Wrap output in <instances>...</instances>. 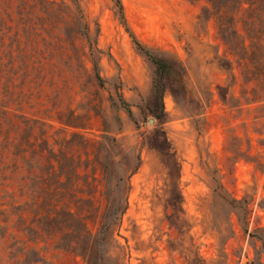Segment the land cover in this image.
Masks as SVG:
<instances>
[{"label":"rangeland","instance_id":"374dc122","mask_svg":"<svg viewBox=\"0 0 264 264\" xmlns=\"http://www.w3.org/2000/svg\"><path fill=\"white\" fill-rule=\"evenodd\" d=\"M239 1L0 0V128L24 141L34 168L63 138L88 139L63 149L66 196L93 237L88 259L72 237L32 228L24 172L11 173L0 137V264H264V96L239 74L235 34L248 45L255 19L264 40V13L247 0L237 11ZM160 131L179 165L141 145ZM219 183L249 202L247 221ZM120 208L107 252L101 215Z\"/></svg>","mask_w":264,"mask_h":264},{"label":"trees","instance_id":"16d2710c","mask_svg":"<svg viewBox=\"0 0 264 264\" xmlns=\"http://www.w3.org/2000/svg\"><path fill=\"white\" fill-rule=\"evenodd\" d=\"M243 3L242 0L238 2L237 11L246 10L243 7ZM246 3H248L249 9L253 13H257L258 11L264 13V10L259 8V6L264 5V0H247ZM119 10L122 12L121 5L119 6ZM253 21L255 22V19H253ZM254 22V32H250L248 28H244L247 34L251 33L248 34L247 37L250 40L248 45H246L245 37L235 29L236 36L240 38L238 41L240 55L237 58V66L239 67V74L244 79L249 78V81H253L255 83V89L264 96V40L261 33H259L254 26ZM136 43L139 49L156 65L160 72H166L172 69L169 62L156 56L139 42L136 41ZM96 77L100 79L98 73H96ZM155 94L158 98L162 97V89L158 83L155 84ZM257 99L260 100L259 98ZM262 101H264V98ZM120 104L127 109L128 114L131 116V111L125 100L120 99ZM153 115L154 118L159 121L162 118L157 112H153ZM141 136H143L141 145L147 144L150 148L156 150L163 158L167 167L179 165L175 159V153L170 152L171 147L164 131L158 132L157 135L152 138H149V136L144 133H142ZM0 137H2V141L4 142L2 148L7 149L4 157H9L8 155L11 154V173L18 175L24 172L20 175V180L17 185H19V196L25 199L23 206H26L25 208L27 209L29 208V212L32 213L31 222L36 223V226L32 228L46 229L49 234L52 233L54 235L61 232V238L62 236L72 237L70 240L71 244L73 243L75 246L79 247L81 251L80 254H83L85 258L88 257L89 259V245L93 242V237L87 229L82 216L75 214L76 210H73L70 206L71 202L68 200V196H66L68 194L66 192V184L71 174H69L68 170L65 168L69 158L63 149L66 143L68 145L76 139L82 143H88V139L78 133H75L70 139L63 138L64 145L61 142L57 152L54 150V146H51L47 150L50 156L53 157V161L46 164L39 163L36 165V168H34V165H32L27 156V149L24 146L25 143L23 140L14 141L7 132L3 133L1 128ZM42 142L47 144V140H42ZM112 142H115V138L112 139ZM10 147H13L11 151L9 150ZM139 150L140 147L134 155V162L131 166L132 172L137 170L141 164ZM2 168H0V172H2ZM222 188L223 185L221 183L216 185L217 194L225 198L221 192ZM225 199L236 211L239 221H247V217L250 213L249 202L244 198L237 199L232 197L230 199ZM122 212L123 209L120 208L118 210L113 209L109 212L104 211L101 215L99 236L96 238V243L103 245L102 241L105 239V242H107V252L110 250L109 247L111 243H116L113 226L120 222ZM79 220L80 223H84V229L74 235V229L72 227L74 223L76 221L79 222ZM28 227L31 228V226ZM244 230L247 231V228H244ZM115 264H120L118 259H116Z\"/></svg>","mask_w":264,"mask_h":264}]
</instances>
